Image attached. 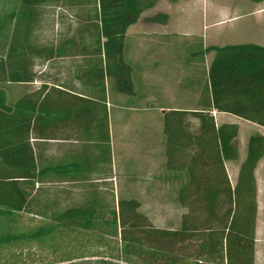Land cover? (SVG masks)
<instances>
[{"label": "trees", "instance_id": "1", "mask_svg": "<svg viewBox=\"0 0 264 264\" xmlns=\"http://www.w3.org/2000/svg\"><path fill=\"white\" fill-rule=\"evenodd\" d=\"M159 1L62 0L64 7L88 8V15H79L75 35L59 42L76 43L88 34L96 44L91 55H104L106 61L105 67L92 71V76L104 86L107 75L117 91L131 95L133 69L125 61L127 32ZM40 3L43 2L22 0L15 9L0 16V34L13 26L8 56L0 54V264H31L40 258L37 252L43 253V263L46 256H51L47 264H76L92 259L97 260L94 264H255V171L264 157V135L250 136L246 158L232 186L225 163L238 161L239 127L217 126L213 112L231 113L264 127V47L202 44L201 51L192 52L188 58L190 63L198 59L197 63L204 66L206 55L215 53L203 78L197 81L198 105L188 111L171 109L163 116L168 169H174L180 152L191 158L185 170L188 181L177 194L178 203L187 205L189 211L178 229L155 227L140 212L141 204L134 198L120 197L116 202L114 196L94 194L73 207L56 208L55 202L46 201L36 206L38 196L30 198L21 184L22 180L37 178L33 156L24 163L11 162L6 155L10 139L4 123V85L22 79L33 81L28 64L14 66L11 60L20 53L16 43L33 41L32 26L37 20L32 9ZM143 20L166 25L169 15L158 13ZM28 53L34 54L35 50L30 47ZM58 54L62 55V51ZM190 197L192 202L188 201ZM26 215L36 219H27ZM17 250L23 262L17 253L9 259V252Z\"/></svg>", "mask_w": 264, "mask_h": 264}, {"label": "crops", "instance_id": "2", "mask_svg": "<svg viewBox=\"0 0 264 264\" xmlns=\"http://www.w3.org/2000/svg\"><path fill=\"white\" fill-rule=\"evenodd\" d=\"M4 1L11 4L9 12L22 0ZM36 1L43 2L32 9L37 22L40 21L36 29L39 35L46 19L52 23L53 18H59L62 0ZM65 8L78 17L88 15V8ZM66 11L62 12L68 13ZM261 15L264 24V13ZM220 24L216 21L214 25ZM11 30L5 58L11 46ZM76 32L77 28L72 34ZM84 36L90 38L88 34ZM35 39L30 44L16 43L20 53L11 60L14 66L28 64L33 81L20 79V82L9 81L4 85L7 97L4 123L10 139L6 155L11 162L24 163L31 161L33 156L37 178L35 181L22 180L21 184L30 198L38 196L35 205L46 201L55 202L56 208L73 207L94 194L114 196L117 202L128 194L140 202L139 210H143L145 198L148 201L157 186V162L163 172L158 180L164 183L165 192L170 191L169 194L177 199L179 189L188 181L185 170L191 158L186 152H180L174 169H168L166 147L162 137L157 142V133L163 132V116L171 109H192L188 108L187 88L182 86L178 87L180 93L171 105L167 96L168 83L160 80L155 71L157 62L152 56L153 47L138 41L126 43L125 61L132 66L134 86L133 93L127 95L114 88L111 77L105 75L103 86L101 80L92 76L93 70L106 65L104 55H91L95 43L85 38L76 43ZM30 47L35 50L34 54L28 53ZM60 51L62 55L58 54ZM214 56L215 53L210 63ZM195 94L197 106L198 86ZM160 99L162 102L157 104ZM213 115L217 126L238 125L239 140H244L245 144L253 134L264 135V127L231 113L214 111ZM242 130L246 132L243 139L240 138ZM245 158L244 152L238 161L225 163L228 178L227 164L239 163L233 166V171L239 175ZM262 169L264 171V157L255 171L256 180ZM229 181L232 185L230 178ZM188 201L192 202L193 198ZM178 204L187 211L183 215L187 214V205ZM261 205L258 197L259 210ZM260 231L257 226L255 264H264V236Z\"/></svg>", "mask_w": 264, "mask_h": 264}, {"label": "rangeland", "instance_id": "3", "mask_svg": "<svg viewBox=\"0 0 264 264\" xmlns=\"http://www.w3.org/2000/svg\"><path fill=\"white\" fill-rule=\"evenodd\" d=\"M10 3H5L0 0V16L8 12ZM67 10L68 13L62 11ZM59 18L51 20L46 19L43 22V33L37 35L36 29L39 27L40 21L32 26L33 38H39L45 42L59 41L60 39L71 38L76 28L79 26V19L76 14H73L64 6L61 5ZM158 13H166L169 15V22L166 25L148 24L144 22V18L155 16ZM262 13H264V0H160L157 6L143 15L135 26L131 27L128 35V44H134L135 41L148 44L153 47L152 56L157 64L155 71L164 83H168L167 96L171 99V105L175 104V98L179 95V86L187 88L188 93V108L193 109L195 106V89L197 81L203 78V72L208 69L212 55L207 54L205 57V65H201L195 60L190 63L188 58L192 52H200L202 44L205 47L226 46L233 44H256L264 47V24L262 22ZM78 15V14H77ZM221 23L214 25L215 22ZM13 26H8L3 34H0V54L5 52V47L10 37V29ZM21 27V26H20ZM24 28V27H23ZM22 28V29H23ZM11 30V31H12ZM51 31L53 33H51ZM86 41L92 42L88 36ZM181 88V87H180ZM182 88V92H183ZM162 102V99L157 103ZM158 114V112H157ZM163 123V122H162ZM256 131V130H254ZM253 133V132H252ZM244 132L241 131L240 138L243 139ZM258 134V133H256ZM163 141V132L157 133V142ZM244 140H238L239 156L245 152L246 145ZM245 144V146H244ZM157 186L150 195L147 201L145 198V208L140 210L146 215L152 224L161 229H178L181 225V218L187 211L182 209L176 202L174 195L165 192L163 189L164 183L158 180L163 172L160 163L157 162ZM229 170V178L232 185L235 186L238 174L233 171V166L238 164H227ZM258 197L261 200V209H258V223L260 235L264 236V171L263 169L257 175ZM126 190V189H125ZM145 197V196H144ZM122 198H131L125 194ZM147 204V205H146ZM25 218L36 219L32 215H26ZM29 223H35L31 221ZM257 228V227H256ZM15 253H20L19 250L9 252V259ZM28 253V252H27ZM40 256L31 264H42L43 260L41 252H37ZM18 254V260L23 262L22 257ZM45 257V256H44ZM51 256H46L43 264L51 261ZM82 260L76 264H94L97 260Z\"/></svg>", "mask_w": 264, "mask_h": 264}]
</instances>
